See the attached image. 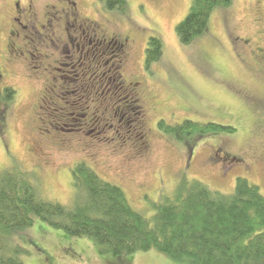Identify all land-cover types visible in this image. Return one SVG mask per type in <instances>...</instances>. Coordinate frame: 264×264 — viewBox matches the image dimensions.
I'll return each instance as SVG.
<instances>
[{
    "label": "rangeland",
    "instance_id": "1",
    "mask_svg": "<svg viewBox=\"0 0 264 264\" xmlns=\"http://www.w3.org/2000/svg\"><path fill=\"white\" fill-rule=\"evenodd\" d=\"M126 1L124 12H106L112 15L103 16L101 22L133 38L134 51L122 72L123 79L142 73L149 90L157 96L159 117L151 116L146 121L151 154L142 162L136 157L127 160L131 153H136L137 144L120 143L117 139L94 146L89 153L77 147L72 151L54 152L41 144L46 156L45 161L39 162L41 158L37 157L35 146V142H40L39 131L36 132L38 110L33 106L40 96L36 89L40 92L47 83L43 82L45 77L29 83L19 76L10 81L19 93L13 101L2 105L6 117L4 125L0 123V170L20 165L35 176L47 200L68 205L74 198L70 171L74 163L84 160L100 179L119 186L130 205L146 218L155 213V206L161 201L175 195L183 179L199 181L227 195L233 192L236 180L244 178L259 187L264 196V165L255 166L251 171L225 169L213 157V148L219 146L233 156L251 161L264 148V134L257 136L252 128L253 120H261L262 110L245 99L244 105L234 101L223 84V81L225 85H228L226 81L231 82L233 92L242 90L253 101L264 98V79L251 64L244 63V70L241 69L233 41L242 38L251 46L264 47V0H234L229 8L216 9L203 36L189 46L179 43L175 27L187 14L191 0ZM2 20L0 11V28L4 26ZM152 37L162 42L163 55L147 72L144 51ZM0 39H4L3 33ZM109 58L107 54L103 57L108 68L118 64ZM244 59L248 60L245 53ZM188 107L190 111L186 110ZM174 108L180 116L174 112L173 119H168L169 111ZM243 110L244 119L239 121L236 115ZM158 118L169 125L180 124L187 118L202 124L228 126L236 132L231 136L219 134L179 142L160 136L155 129ZM188 147H193L191 157ZM8 241V246L24 250L21 256L24 264H179L156 251L122 258L100 256L87 238H69L38 220L27 231L12 235V239L10 235Z\"/></svg>",
    "mask_w": 264,
    "mask_h": 264
},
{
    "label": "trees",
    "instance_id": "2",
    "mask_svg": "<svg viewBox=\"0 0 264 264\" xmlns=\"http://www.w3.org/2000/svg\"><path fill=\"white\" fill-rule=\"evenodd\" d=\"M233 1L191 0L187 14L175 27L179 43L189 46L202 37L212 13L229 8ZM105 7L124 12L127 1L106 0ZM162 55L160 39L149 38L144 51L145 70L148 72L159 63ZM11 86L13 89L6 90L0 101L16 98L19 89ZM262 106L257 108L262 110L264 120ZM1 111L2 105L0 117ZM236 118L243 119L240 115ZM37 122L40 142H35V146L42 162L46 152L41 144L51 151L59 150L48 143L40 115ZM157 129L179 142L236 132L228 126L191 120L176 125L160 120ZM38 148L42 149L39 155ZM192 148L188 147L190 151ZM70 177L74 198L71 204L64 205L47 200L35 176L20 165L0 170V264H24V250L7 243L10 235L12 239V235L27 231L36 220L69 238H87L100 256L122 258L156 251L179 264H264V196L259 187L244 178H238L233 192L227 195L199 181L183 179L175 195L161 201L155 206V213L146 218L130 205L119 186L100 179L86 161L74 163Z\"/></svg>",
    "mask_w": 264,
    "mask_h": 264
},
{
    "label": "flooded vegetation",
    "instance_id": "3",
    "mask_svg": "<svg viewBox=\"0 0 264 264\" xmlns=\"http://www.w3.org/2000/svg\"><path fill=\"white\" fill-rule=\"evenodd\" d=\"M105 3L106 0H0L4 24L0 28V35L4 34V39H0L3 49L0 96L13 89L8 84L13 77L20 76L29 83L45 77L43 82L47 85L40 92L36 89L40 96L33 108L38 110L51 146L59 151L77 147L89 153L92 147L115 139L120 143L134 141L136 153H131L127 160L136 157L142 162L151 154L146 121L151 116L159 117L157 96L149 90L142 73L123 79L122 72L134 51L133 38L102 24L103 16L112 15L106 12H115L107 11ZM233 41L241 69L244 70V63L251 64L264 79V47L251 46L242 38ZM106 54L111 62L118 61V64L108 68L103 60ZM226 83L223 81L228 96L234 101L244 105L245 99L250 104L264 105V98L262 102L253 101L242 90L233 92L231 82ZM1 102L0 105L5 104V100ZM73 111L77 112L75 120L71 118ZM174 112L180 116L174 108L169 111L168 119H173ZM5 113L2 109V126ZM239 115L244 119V111ZM161 119L155 121V129L163 137L157 129ZM252 128L254 133L264 134V120H253ZM40 151L38 148V155ZM188 152L191 157L189 149ZM213 152L215 160L225 169L251 171L264 164V148L251 161L233 156L219 146ZM42 160L45 161L44 154Z\"/></svg>",
    "mask_w": 264,
    "mask_h": 264
}]
</instances>
